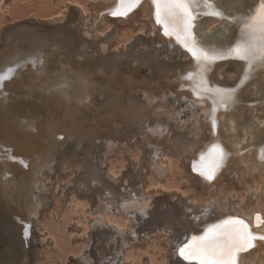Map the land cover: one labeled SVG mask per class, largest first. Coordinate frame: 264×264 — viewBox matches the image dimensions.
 I'll list each match as a JSON object with an SVG mask.
<instances>
[{
	"label": "bare ground",
	"instance_id": "6f19581e",
	"mask_svg": "<svg viewBox=\"0 0 264 264\" xmlns=\"http://www.w3.org/2000/svg\"><path fill=\"white\" fill-rule=\"evenodd\" d=\"M75 2L52 19L32 18L0 31V74L13 69L0 86V226L11 232L8 238L0 232V245L5 247L10 240L9 252L0 254V264H41L42 253L49 251L46 243L53 241L42 233L33 237L31 230L32 225H42L48 219L50 212L44 204L51 195L67 189V183L61 182L71 169L66 146L73 142L79 147L93 146L105 139L108 154L113 142L121 141L116 139L119 133L140 135L146 146L145 158L139 166L133 161V170L124 173L110 165L106 155L94 167L89 164L94 168L89 177L85 174L80 183L77 181L79 189L95 192L96 211L89 210L85 247L80 255H71H75L71 258L74 264H143L131 244H137L139 223L149 217L153 222L147 224L146 236L154 224L160 232L172 229L178 233L160 239L166 251L177 249L176 255L187 262L181 261L183 264H202V241L213 233L239 228L238 222H243L252 246L243 250V244L238 243L228 264H264L261 188L245 185L249 191L246 197L230 192L233 196L227 199L219 193L216 199H200L198 205L194 197L184 203L177 188L146 179L151 170L165 179V170L172 163L166 155L174 148L191 155L193 170L209 189L218 186L223 192L229 177L242 179L244 175L256 174L264 184V59H254L249 69L238 47L245 43L250 56L264 55L258 47L264 30L257 24L264 0H185L194 17L186 31L178 15H169L168 22H162L164 13L157 0H110L105 9L120 14L116 16L127 17L142 6L149 8L150 32L158 34L163 48H174L177 54L172 57L170 51L155 57V51L152 60L145 50L134 47L108 56L110 40H98L95 31H88L86 11ZM250 26L256 29V39H249ZM122 58L129 63H119ZM144 66H149L148 80L139 74ZM161 88L170 89L175 100L162 93L158 97L156 91ZM184 113L194 124L192 131L172 135L174 124L183 123ZM214 147L222 153L215 167ZM96 151L93 153H100ZM242 165L247 170L240 168ZM210 170L212 179L207 178ZM51 177L55 182H48ZM227 193L229 197V190ZM113 212L126 219L114 217ZM191 216L197 220L190 221ZM204 223L205 229L220 225L208 236L197 231ZM78 224L76 229L82 230ZM179 224L189 225L184 234L187 239L179 238ZM218 243L223 247L228 241L224 238ZM145 259V264H152V257Z\"/></svg>",
	"mask_w": 264,
	"mask_h": 264
},
{
	"label": "rangeland",
	"instance_id": "374dc122",
	"mask_svg": "<svg viewBox=\"0 0 264 264\" xmlns=\"http://www.w3.org/2000/svg\"><path fill=\"white\" fill-rule=\"evenodd\" d=\"M109 1L110 0H93V1L92 0H10L8 3H6L5 0H0V31L7 29L11 25H16L20 22H23V21H26V20H29L32 18L33 19L34 18H36V19L41 18V20H47L48 18L52 19L53 16L55 17V15H59L63 10L68 9L69 6H71L72 3L75 2L78 5L80 4L81 7L84 8V10L86 11L87 18H88V20H90L89 21L90 26L88 27V31L90 33H93L95 31L98 34V38H99L98 40H100L101 38H102L101 40H103V39H109L110 40L109 45L107 46L108 56L113 54L112 56L114 57L118 53H121V54L127 53L132 47L137 48V50L138 49L139 50H145L146 51L145 55H147V57H149L151 60L153 59V55L155 56L156 53L157 54L155 57H157V55L165 56V54L166 53L169 54L170 51H171L170 54L172 53L171 56L177 55V54L175 55V53H173L174 48L166 47L169 50L168 49L166 50L165 48H163V46L158 41L159 37H158L157 33H151L150 32L151 17L152 16L150 14V10L148 7L142 6V7L136 8L135 12L133 11L134 12L133 14L130 13L127 15V17L124 15L123 16L121 15L123 17L122 18L121 16H116V15H120V14L116 13L114 15L105 9V5L108 4ZM216 26H218V24L214 25V27H216ZM109 36H111V37H109ZM154 37L155 38L157 37V39H155ZM91 39L94 40L95 38L93 36H91ZM98 40H95V41H98ZM151 42L153 43V45H152L153 47L151 46V44H152ZM144 45H147V46L145 47ZM159 45H161L162 47L161 46L158 47ZM154 47L155 48L157 47V49H154ZM149 49H150V51H149ZM151 49L152 50L154 49L153 50L154 53L152 52V54H150L152 51ZM163 49H165V50H163ZM157 50H158V52H157ZM155 51H156V53H155ZM167 58H169V56ZM119 63L128 64L129 59L122 58V60L119 61ZM143 68L140 70L139 74L142 78H146V80H148L147 77H149L151 75L149 72L150 70L148 69L149 66L148 67L144 66ZM143 71H146V72L148 71V72L146 73ZM169 92H170V89H168V88H161V89L156 91L158 97H160V95L162 93V94H167L170 97L171 101L175 100V97H173V95L169 94ZM138 93H141V90H138ZM248 110L251 111V109H248ZM182 118H183V121H182L183 123L181 125H179L178 123H175V122L172 123V124L175 123L174 124L175 125L174 131L172 132V135L174 132L186 134V133H190L192 131L193 126H194L193 122L191 120L185 119V113L182 115ZM176 127H178L179 131H177L178 129H176ZM181 131H183V132H181ZM122 136H124V138L127 139V141L124 140V138ZM189 136L193 137V135H189ZM116 139L121 140L122 142L116 141V143H115V141H114L113 142L114 147L112 146L111 152L108 154H106L104 151L106 149L105 146L108 144V142L105 139L99 140V142L96 141V143L94 144L95 146L94 145L93 146L84 145L82 147H79L74 142H73V144L70 143L69 145L66 146V147H69L66 150V152H67L66 156H67V158H69V161L71 162V164L69 166V167H71V169H67L66 174H65L66 177H64L65 180L62 179L61 182L63 181L65 183H67V187H66L67 189H64V191L65 190L66 191L63 193H61V192L53 193V195H51L49 201L44 204V208L46 207L45 208L46 212H50L46 216V217H48V219L46 218L47 220L44 218L46 215V212L42 213V214H44V215H42L43 218L46 220V221H43V219H42V221H43L42 223L43 224L45 223L44 226H43V224L39 225V226L34 225L35 227L32 225L33 228L31 230V232L33 234V237H34V235L37 236L38 234L42 233L43 235L47 236L48 241H53L52 243H49V242L46 243L48 248H49V251L45 250L42 253L44 258L41 259V264H43V263L44 264H52V263L53 264H61V263L62 264H74L72 259L75 255H73L72 257H71V255L72 254H76V256L80 255L81 251H83L82 247H85L83 245L85 244L86 238L88 235H87V233L85 234V232H87V230H84V229H88L87 226L89 225V221H90L89 216H91L93 211H96L95 196H94L95 192L94 191H88L86 189H84V190L79 189L78 185L81 182L79 179H81V180L83 179L82 175L86 174V176H84V177H87V174H88V177H89L90 173L93 172L94 168H92V166H89V164L95 165V164H97V161L101 160L104 156L107 155L109 163L111 162L110 165L117 166L116 167L117 169L122 168L124 173H126V172L130 173V171L133 170V168H134V166L132 165V162L136 160L135 162L138 163V166H139V163L145 158L144 157V154H145L144 151L146 150V146H145V143L143 141V138L140 135L134 136V135L130 134V136H129L128 134L119 133L116 136ZM129 140H131V141H129ZM132 140H135V141H132ZM110 142H112V141H110ZM98 146L100 149H98ZM103 146H104V148H103ZM66 147H65V149H66ZM94 148H95V150H94ZM69 149H70V151H69ZM96 149L98 150V152L100 150V153H93L94 151H96ZM136 149H137V151H136ZM76 150L78 151L77 153L75 152ZM79 151H81L82 153ZM70 152L73 154H71ZM81 154H83V155H81ZM99 154H101V155H99ZM82 156H84V157H82ZM133 156H134V158H133ZM166 156L169 158V160L171 159L170 163L171 162L172 163H171V167H169L165 170V174H164L165 179H163V177H159V173H155L152 170L149 171L146 179L147 180L149 179L148 181H150V182H155L156 179H158V180H161L166 185L167 188H174V187L177 188L183 194L182 201L186 204L189 203V200L192 199V197H194L197 202L199 201L197 203L199 205L200 199L203 200V199H206L209 197L216 199L217 197H219V193H223V196H225L227 199H231L232 196L234 195V193L238 194V195L240 194V196L242 194L246 197V195L249 193V191H247V189H245V185H247V187H249V185H251V187H252V185H254L255 187H258L259 189L261 188V193H260L261 196H258V197H261L259 199V201L262 200L264 202V193H263L264 184L259 183V179H257L256 174H255V177H245V175H244L242 179H240L238 176L237 177L234 176L236 179L234 177L233 178L229 177L226 180V183L223 187V192H222L218 188V186L213 187V188L211 187L209 189L210 186L202 183L201 177L192 168L191 155L185 153L184 150L177 151L173 148V149H170L168 151ZM82 158H84V159H82ZM85 160H87L88 163L87 162L85 163ZM87 164H88V167L86 166L87 169L85 170L84 168H86L85 165H87ZM94 165H93V167H94ZM88 168H90V169L88 170ZM240 168H244L247 170V167H245V165H242ZM82 170H85V171H82ZM73 171H74V173H73ZM87 171H89V172H87ZM51 173H53V172H51ZM72 173H73V175H72ZM81 176H82V178H80ZM151 176L154 177L153 180H152ZM68 177L70 179H68ZM253 179L254 180L257 179V180L255 182H253L254 181ZM67 181L68 182L72 181L73 184H72V182L68 183ZM77 181H79L78 185H77ZM239 181H241V183H239ZM48 182L53 183L55 181L51 177L48 179ZM50 187H52V186H50ZM70 189H71V191H70ZM243 189H245V190H243ZM228 190H229V195H230V196L228 195L229 197H227V194H228L227 191ZM238 191L239 192L241 191V192L238 193ZM230 192H232V193L234 192L233 195H231L232 193H230ZM82 193H84V194H82ZM225 193H227V194H225ZM58 195H59V197H58ZM63 196H65V197H63ZM69 202H71V205H69L70 204ZM63 205H65V206H63ZM53 207H55L54 208L55 210L53 209ZM182 207H184V204H182ZM45 209H44V211H45ZM90 209H93V210H90ZM64 210H67V211L64 212ZM89 210L92 211V213ZM52 213H53V216H51ZM76 213H78V214H76ZM115 213H118V212H115ZM115 213L113 212L112 215ZM119 214H120V212H119ZM49 216H50V218H49ZM113 216L114 217L120 216L123 218L122 214H120V215L116 214ZM110 217H111V215H110ZM60 218H62V219H60ZM125 219L123 218L122 221ZM188 219L190 221L197 220V218L196 217L193 218V216L189 217ZM58 221H59V224H58ZM122 221H120V222L122 223ZM78 222H79V224H78ZM152 222H153V220L149 217L145 221L143 220L139 223L138 231H139V227H141L140 231H139L140 232L139 233L140 239L137 242H134L137 244H133V243L131 244V246H134V247L130 246L132 248V250L137 249L134 253L136 256L139 257V258L138 257L137 258L138 259L143 258V264L147 263V260L145 259V257H147V256L152 257V260H153L152 264H183V263H185L186 262L185 260L180 258V256L176 255L177 249L174 248L169 252L166 251L165 250L166 246H164V243L161 240L165 237V235H169V236H172L173 234L177 235L178 234L177 232H173L172 229L168 230L167 232H160L157 229V226L154 224L153 227H151L152 233H150L148 236L145 235L144 231H146L148 229L147 224L152 223ZM77 224L81 225L83 227V229L82 228H81L82 230L76 229ZM44 227H45V229H43ZM0 228H2V229H0V232H4V236H7V238H8L9 234H11V232L8 230V227H6L4 225V226H0ZM188 228H189V225L179 224V231H180L179 238H185L184 234L186 233ZM35 229H36V231H35ZM8 231H9V233H7ZM34 231H35V233H34ZM38 231H40V232H38ZM83 232L86 236L83 235ZM76 234L78 236L79 235L80 236L82 235V236L78 238V236ZM161 236H163V237L161 238ZM2 239H3L2 241L5 240L4 238H2ZM158 239H159V241H158ZM75 241H77L76 244H75ZM8 242H7V244L3 242V245L6 244L7 247H6V245H5V247L0 245V249H1L0 254L4 255L5 253L9 252L8 248H10V245H9L10 242H9V244H8ZM81 242H82V244H81ZM74 245H76V246H74ZM80 245H81V247H80ZM135 246H137V248ZM130 247L128 250L129 252L131 250ZM45 248L47 249V247H45ZM133 248H135V249H133ZM263 248H264V244H263ZM2 249L8 250V251L5 252V250L3 251ZM48 252H50V254H48ZM45 253H47V255H45ZM165 254H167V255L165 256ZM168 257H169L170 261H169ZM45 258H46V260L44 261ZM51 261H53V262H51ZM181 261L183 263H181Z\"/></svg>",
	"mask_w": 264,
	"mask_h": 264
},
{
	"label": "snow or ice",
	"instance_id": "6c2138e0",
	"mask_svg": "<svg viewBox=\"0 0 264 264\" xmlns=\"http://www.w3.org/2000/svg\"><path fill=\"white\" fill-rule=\"evenodd\" d=\"M135 2L138 3L139 0H135ZM208 2L211 3V0H208ZM157 5L158 7H162L164 13V19L162 20L163 23L168 22L167 17L169 15H178L184 24L185 31L191 27V22L194 17L185 0H163L162 4L161 0H157ZM260 7L261 11L257 17V24L260 26L261 30H264V2L261 3ZM214 14L220 15V13ZM250 28L251 31L248 34L249 39H256V29L252 26H250ZM238 47L240 49V58L242 60L248 61L249 69L254 59H264V55H261L260 57L250 56L247 51V44L245 43H241L238 45ZM258 47L259 51L264 54V37L260 38ZM193 54L195 55V53ZM3 71H6L7 75L0 74V86H2L5 79L10 78L13 74V69L11 67ZM213 152V165L215 167L218 166V161L222 156V153L221 150L216 147H214ZM213 174V171L210 170L208 172L207 178L212 179ZM238 224L240 225L239 228L225 229L223 232L213 233L209 239L202 241L201 248L203 249L204 253L202 264H228V262L232 259V253L237 248L238 243L243 244V250H247L248 247L252 246V239L246 231L247 226L243 225V222H238ZM224 238L227 239L228 243L221 247L218 241Z\"/></svg>",
	"mask_w": 264,
	"mask_h": 264
},
{
	"label": "water",
	"instance_id": "95a60500",
	"mask_svg": "<svg viewBox=\"0 0 264 264\" xmlns=\"http://www.w3.org/2000/svg\"><path fill=\"white\" fill-rule=\"evenodd\" d=\"M162 1H163V0H162ZM162 3H163V2H161V4H162ZM161 9H162V7H161ZM218 89L221 90L222 88H218ZM222 91H225V90L222 89ZM209 224H210V223H208V225H209ZM205 225H206V223H204L203 225H201V227H200L197 231H198V233H203V234H206V233H207L208 236H210V233H211L210 230L213 229L214 227L219 226L220 224H216L215 226H211L210 228H206V229H205V227H206ZM185 237H186V239H187V238H188V235H186Z\"/></svg>",
	"mask_w": 264,
	"mask_h": 264
}]
</instances>
